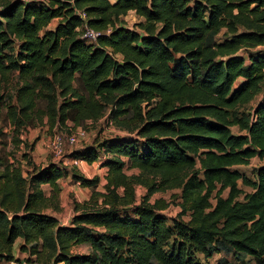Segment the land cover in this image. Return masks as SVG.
Instances as JSON below:
<instances>
[{"label":"trees","instance_id":"trees-1","mask_svg":"<svg viewBox=\"0 0 264 264\" xmlns=\"http://www.w3.org/2000/svg\"><path fill=\"white\" fill-rule=\"evenodd\" d=\"M84 24L101 34L82 38ZM103 117L135 138L69 156L103 158L102 190L74 165L12 149L32 150L21 128ZM0 121V264L18 261L15 244L39 264H203L196 254L221 251L264 264V0H0ZM253 157L254 178L234 168ZM67 176L91 194L63 224L47 210L60 209ZM169 190L172 219L150 201Z\"/></svg>","mask_w":264,"mask_h":264},{"label":"rangeland","instance_id":"rangeland-1","mask_svg":"<svg viewBox=\"0 0 264 264\" xmlns=\"http://www.w3.org/2000/svg\"><path fill=\"white\" fill-rule=\"evenodd\" d=\"M139 20V18L132 12H128L123 18L122 21L130 28H134L135 23ZM56 20H53L49 27H54ZM16 47H10L6 50L8 53H14ZM241 54H245L244 51H240ZM246 56V54H245ZM239 81V80H238ZM238 84V82H237ZM261 95L256 96L250 102L243 104L237 108L239 114L246 115L249 111H252L255 104L259 101ZM66 127H54L49 128L48 125L44 122L42 124H35L33 126H28L27 128H21L19 130V137L28 142V145L31 146L32 150L28 148H24L22 144H19V147L12 148L11 145L7 146V150L11 151L14 149V153L17 157H20L23 151H26L30 158L34 160L35 163L39 165L43 164L45 160H53L55 162L59 160H63L66 162L65 165L70 166L68 163L69 156L76 150L81 149L84 146L91 145L94 142H99L106 138H113V137H121L125 135H130L131 137L135 138L133 133H126L125 131L119 129L114 124L108 122L105 117L100 118L96 121L87 120L84 122L81 127L86 130V138L80 140L76 145H69L65 144L64 148V155L58 159L54 158L53 155L50 153L49 150V141L54 134H61L65 135L69 128H71V124L68 123ZM0 126H2L3 130L6 133H10L9 127L4 125L3 121H0ZM72 129V128H71ZM232 133L236 134L239 133L240 130L237 127L231 128ZM11 134H9L10 136ZM10 139V138H9ZM12 148V149H11ZM72 159V158H71ZM101 158L92 162L87 163L83 161V163L77 164L75 167L79 174L85 177H93L97 176L100 178L99 189L102 190V184L104 175V169L100 170ZM260 162L258 161L257 157H253L250 159L248 165H240L234 168L238 169L241 173L246 175L247 177L254 178L255 171L259 166ZM25 171H27L25 169ZM134 170L133 169H126V173L130 174ZM106 173V171H105ZM59 183L62 187V190L59 195L60 200V209L56 212L52 210H47V212L54 213L61 223H66L71 218L72 214L74 213V203H80L84 201V199L89 198V189L85 190L83 187L74 185V181L71 179L70 176L63 177L59 179ZM240 188L243 189L245 192L251 191L250 187L243 185L239 182ZM46 192L48 191V187L45 186ZM145 193V189L142 186H136V195L138 200H140L141 196ZM178 190H169V191H157L151 197L150 201L153 202L156 199H160L168 204V206L161 211L168 219H172L176 216L179 211L178 206V199H177ZM227 191L223 192V196H226ZM175 195V196H173ZM186 219V218H185ZM14 253L17 257L18 261L13 262V264H24L26 262V254L20 252L18 250V244L14 245ZM196 260L201 261L203 264H263L260 263L258 260L244 254H238L237 256L233 255L231 251H221L218 253L213 254L211 257L204 258L200 254H196ZM236 257V258H235ZM235 258V260L233 259ZM61 264V263H58ZM133 264V263H131Z\"/></svg>","mask_w":264,"mask_h":264},{"label":"built area","instance_id":"built-area-1","mask_svg":"<svg viewBox=\"0 0 264 264\" xmlns=\"http://www.w3.org/2000/svg\"><path fill=\"white\" fill-rule=\"evenodd\" d=\"M20 1H22L23 3H28V2H37L41 0H20ZM77 14L82 19L86 17L83 11L77 12ZM100 34H101L100 31L91 29L86 24H84L82 28L81 37L89 41H92V40H95ZM86 135H87L86 130L81 126H77L72 129L69 128V130L67 131L65 135L54 134L49 141L50 153L53 155L54 158L58 159L64 155L65 144L76 145L80 140L85 139ZM82 161L83 160L81 159L72 158L73 165H77L78 163H81ZM9 264H13V262H10ZM24 264H39V263L34 262V261H26Z\"/></svg>","mask_w":264,"mask_h":264},{"label":"crops","instance_id":"crops-1","mask_svg":"<svg viewBox=\"0 0 264 264\" xmlns=\"http://www.w3.org/2000/svg\"><path fill=\"white\" fill-rule=\"evenodd\" d=\"M103 157H106V156H103ZM48 162H55V161H53V160H45V162H44L43 164H41V165H45V164H47ZM56 163H62L63 165L66 164V162L63 161V160H59V161H57ZM68 163H69L70 166L73 165V164H72V159H71L70 157H69ZM81 163H83V161H82ZM100 163H101V161L99 162V164H100ZM36 164L39 165L38 163H36ZM78 164H79V163H78ZM66 166H67V165H66ZM74 166H76V165H74ZM103 169H104V175H105V174H106V173H105V171H106V167L100 165V170H103ZM133 170H134L133 172H136L135 169H133ZM84 177H85V176H84ZM86 178H89V177H86ZM99 180H100V178H99ZM78 182H80V181H74V185L81 186L80 183H78ZM99 183H100V182H99ZM104 183H105V178H103V182H101L102 186L104 185ZM45 186L48 187L47 184H44L42 187L45 189ZM60 187H61V185H60ZM81 187H83V186H81ZM98 187H99V186H98ZM83 189L88 190L89 188H88V187H83ZM61 190H62V187H61ZM89 191H90V189H89ZM90 194H91V191H90L89 195H90ZM84 200H87V198L84 199ZM67 223H68V222L63 223V224H67ZM17 242H19V241H17Z\"/></svg>","mask_w":264,"mask_h":264}]
</instances>
